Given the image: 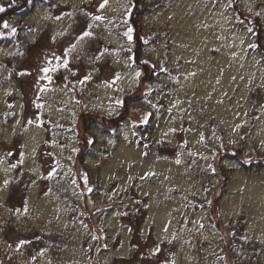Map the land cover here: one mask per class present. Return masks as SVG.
<instances>
[{
  "label": "rangeland",
  "instance_id": "374dc122",
  "mask_svg": "<svg viewBox=\"0 0 264 264\" xmlns=\"http://www.w3.org/2000/svg\"><path fill=\"white\" fill-rule=\"evenodd\" d=\"M129 14L39 0L2 22L0 264H264V169L244 167L264 161V0H158L150 72ZM127 95L120 128L84 132Z\"/></svg>",
  "mask_w": 264,
  "mask_h": 264
},
{
  "label": "trees",
  "instance_id": "16d2710c",
  "mask_svg": "<svg viewBox=\"0 0 264 264\" xmlns=\"http://www.w3.org/2000/svg\"><path fill=\"white\" fill-rule=\"evenodd\" d=\"M39 0H16L12 4H8L7 8L0 11V30L2 29V22L10 16L18 15L23 20L25 17L33 14ZM158 0H130V25L133 28V48L131 52L133 58L141 64V67L144 71H151L150 63L146 62L148 59L147 49L148 45L153 42V38L159 36L155 35L153 37V26L148 24L147 17L149 13L153 10V7L156 5ZM242 7V6H241ZM236 5L237 10L241 15L246 16V9L241 8ZM258 20L255 21L257 33H256V42L259 48L264 49V21L256 16ZM17 40L20 42V45L23 44L24 40L20 32L17 33ZM1 42V41H0ZM12 42V39H6L5 44L8 45ZM128 54L129 51H127ZM144 60V61H143ZM68 70H64L62 67L58 68L55 71L53 84H63V79L67 76ZM153 74V72H152ZM153 78L154 76L151 75ZM16 98V97H15ZM129 102L131 99L128 98V95L125 98L124 106L114 115H102L98 113H91L92 115L84 116L82 120V126L84 132H90L92 126L102 125L105 128L114 127L116 129L120 128L126 119H128V114L130 112V107L128 108ZM95 122V124H94ZM94 124V125H93ZM88 141L85 140L84 146L87 151ZM244 167L248 170L259 171L264 169V161L260 160L255 163L244 164ZM135 206L132 208H138V211L143 210V205L139 203L136 199Z\"/></svg>",
  "mask_w": 264,
  "mask_h": 264
},
{
  "label": "snow or ice",
  "instance_id": "6c2138e0",
  "mask_svg": "<svg viewBox=\"0 0 264 264\" xmlns=\"http://www.w3.org/2000/svg\"><path fill=\"white\" fill-rule=\"evenodd\" d=\"M3 9H0V11H2ZM5 27H7V24H5Z\"/></svg>",
  "mask_w": 264,
  "mask_h": 264
}]
</instances>
